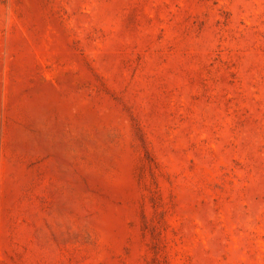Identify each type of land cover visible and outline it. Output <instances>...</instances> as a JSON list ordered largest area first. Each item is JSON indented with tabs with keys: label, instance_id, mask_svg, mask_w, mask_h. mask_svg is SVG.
<instances>
[{
	"label": "rangeland",
	"instance_id": "obj_1",
	"mask_svg": "<svg viewBox=\"0 0 264 264\" xmlns=\"http://www.w3.org/2000/svg\"><path fill=\"white\" fill-rule=\"evenodd\" d=\"M0 264H264V0H0Z\"/></svg>",
	"mask_w": 264,
	"mask_h": 264
}]
</instances>
